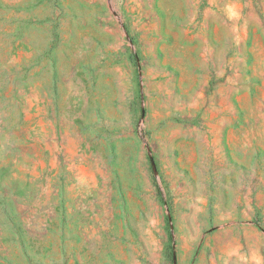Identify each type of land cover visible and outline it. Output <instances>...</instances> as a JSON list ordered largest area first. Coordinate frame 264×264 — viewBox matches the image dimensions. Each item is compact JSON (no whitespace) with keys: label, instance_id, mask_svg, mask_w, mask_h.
<instances>
[{"label":"rangeland","instance_id":"obj_1","mask_svg":"<svg viewBox=\"0 0 264 264\" xmlns=\"http://www.w3.org/2000/svg\"><path fill=\"white\" fill-rule=\"evenodd\" d=\"M264 264V0H0V264Z\"/></svg>","mask_w":264,"mask_h":264},{"label":"water","instance_id":"obj_2","mask_svg":"<svg viewBox=\"0 0 264 264\" xmlns=\"http://www.w3.org/2000/svg\"><path fill=\"white\" fill-rule=\"evenodd\" d=\"M175 264H176V259H175Z\"/></svg>","mask_w":264,"mask_h":264}]
</instances>
